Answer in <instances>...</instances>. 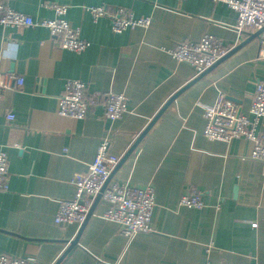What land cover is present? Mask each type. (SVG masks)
Listing matches in <instances>:
<instances>
[{
  "label": "crops",
  "instance_id": "obj_1",
  "mask_svg": "<svg viewBox=\"0 0 264 264\" xmlns=\"http://www.w3.org/2000/svg\"><path fill=\"white\" fill-rule=\"evenodd\" d=\"M0 1L39 21L55 17L45 4L66 5L65 18L89 44L75 53L47 28L0 25V70L13 88L0 101V151L9 158V189L0 192V253L40 264H91L94 258L107 264H264V162L251 159L255 145L245 138L225 143L203 134L204 107L223 94L249 115L264 80L260 41L242 45L251 35L240 37L234 10L213 0ZM89 7L121 8L152 23L114 33L111 20L94 21ZM206 35L230 52L242 46L189 85L201 74L170 50ZM67 80L82 81L91 92L124 94L128 112L116 121L102 107L83 120L59 116ZM174 95L110 180L154 188L152 232L128 238L102 217L108 205L101 199L82 230L58 226L61 202L74 198L73 180L88 173L101 142L110 139L111 154L123 159ZM257 132L264 144V117ZM192 191L202 194L204 208L179 205Z\"/></svg>",
  "mask_w": 264,
  "mask_h": 264
},
{
  "label": "built area",
  "instance_id": "obj_2",
  "mask_svg": "<svg viewBox=\"0 0 264 264\" xmlns=\"http://www.w3.org/2000/svg\"><path fill=\"white\" fill-rule=\"evenodd\" d=\"M183 2L185 0H179ZM227 4L238 15L236 30L240 37H249L261 31L258 39L261 44L260 57L264 58V0H213ZM45 7L55 13L52 19L43 21L17 12L0 1V25L10 28L43 27L49 29L52 36L58 38L63 49L81 53L88 47L81 35V30L74 28L65 18L68 6L47 3ZM86 11L94 21L109 18L114 33H121L128 28H147L151 25V18H135L124 9L117 8L109 11L106 7H89ZM223 41L212 35H206L200 42H180L170 50L171 56L178 62H186L195 67L197 74L204 73L213 67L229 52ZM13 90L4 79L0 70V101L2 94ZM58 115L73 120H83L87 114L98 107L105 110V117L116 121L121 119L129 110L128 98L124 94L113 92H91L88 85L79 80H67L63 93L58 97ZM206 125L204 136L212 141L230 143L233 140L245 138L254 143L255 147L251 159L264 162V144L257 132L261 118L264 117V80L256 85L254 99L249 115L241 111L236 103L220 94L212 106L204 107ZM9 123L15 121V115L6 114ZM111 141L104 139L97 155L89 166L87 174H77L73 180L75 196L72 200L62 201L55 219L58 226L64 224H78L82 226L86 221L97 197L108 209L103 214L107 221L114 222L122 228V232L130 239L141 233L152 232V217L156 206L155 190L152 186L136 187L127 183L109 181L113 170L120 163L121 158L111 154ZM9 158L5 151H0V192L7 191L9 185ZM202 194L192 191L180 198L179 205L191 209H202L205 206ZM0 264H40L30 257H16L0 253ZM91 264H107L94 258Z\"/></svg>",
  "mask_w": 264,
  "mask_h": 264
},
{
  "label": "water",
  "instance_id": "obj_3",
  "mask_svg": "<svg viewBox=\"0 0 264 264\" xmlns=\"http://www.w3.org/2000/svg\"><path fill=\"white\" fill-rule=\"evenodd\" d=\"M259 35H260V32H257V33H255V34H252L248 40H246L245 42H243L242 45H245V44L248 43L250 40L257 38ZM242 45H241V46H242ZM241 46H239V47H241ZM239 47H237V48H235L233 51L229 52L224 58H222L221 60H219V61H218L213 67L209 68V69L206 70L204 73H202L200 76L196 77V78H195V79H194L189 85L195 83V82L198 81L200 78H202L206 73H208L210 70H212L214 67H216L220 62H222L223 60H225L226 58H228L233 52L237 51V50L239 49ZM179 93H180V92H179ZM177 95H178V94H177ZM177 95H174L172 98H170V100L166 103V105H165L164 108L159 112V114H158V115L152 120V122L149 124V126L146 128V130H145L144 132H142V134H141V135L139 136V138L136 140V142L134 143V145L132 146V148L130 149V151L126 154V156H125L123 159H121V161H120V163L117 165V167H118L119 165L123 164V163L126 161V159H127L131 154L134 153V151L136 150V148L138 147V145L140 144L141 140L144 138V136L146 135V133L148 132V130L150 129V127H152V125L157 121V119L160 117V115H161V114H162V113L168 108V106H170V105L175 101ZM229 100L234 102V100H232L231 98H229ZM117 167H116V168H117ZM113 172H114V171H113ZM113 172H112V174H113ZM112 174H111V176L109 177L108 182L111 180V178H112ZM106 185H107V184H106ZM106 185H105L104 188L102 189L101 194L104 192V189H105ZM101 194L97 197V199H96V201H95V203H94V205H93V207H92V209H91V211H90V213H89V215H88L86 221H85L84 224L82 225L81 230L84 228V226H85L86 223L88 222L89 218L92 216V213H93V210H94L96 204H97V203L100 201V199H101ZM78 239H79V236H78L76 239H74V240H72V241L70 242V245H69V248H68V250H67V253H69L71 250H73V248L78 244ZM67 253H66V254H67ZM57 264H58V263H57Z\"/></svg>",
  "mask_w": 264,
  "mask_h": 264
},
{
  "label": "rangeland",
  "instance_id": "obj_4",
  "mask_svg": "<svg viewBox=\"0 0 264 264\" xmlns=\"http://www.w3.org/2000/svg\"><path fill=\"white\" fill-rule=\"evenodd\" d=\"M261 33V31H259ZM205 113V112H204Z\"/></svg>",
  "mask_w": 264,
  "mask_h": 264
}]
</instances>
